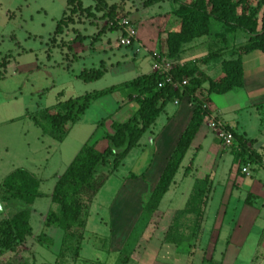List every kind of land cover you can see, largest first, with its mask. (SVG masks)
I'll return each instance as SVG.
<instances>
[{
  "label": "rangeland",
  "instance_id": "rangeland-1",
  "mask_svg": "<svg viewBox=\"0 0 264 264\" xmlns=\"http://www.w3.org/2000/svg\"><path fill=\"white\" fill-rule=\"evenodd\" d=\"M97 1L81 0L82 7H92L91 15L85 12L77 14V21L64 28L60 35L55 36V41L50 42L55 21L63 10L59 0H0V61L4 57L7 60L6 64L0 65V179L15 168L25 169L38 180V191L41 193L29 206L31 234L22 243L13 244L12 249L0 247V264H61L56 262L58 258L55 255L60 231L55 228L47 230L48 234L53 235L48 247L37 240V235L45 229L42 219L46 210L56 208L48 198L55 175L63 171L78 144L87 137L95 140L101 134L110 132V123L125 120L131 114V105L126 102L117 106L121 102V91L103 95L92 101L77 121V125L85 128H73L63 142L42 134L31 116L67 98L131 80L147 72L153 61L151 52L160 51L158 53L161 55L164 50L163 44L158 42L157 31L175 29V26L167 27L169 12L177 6V2L188 0H160L147 6H142L140 0ZM102 2L106 5L104 8L114 4L118 15L127 16L134 23L139 45H119L116 41L118 29H103L97 35L105 20L98 10ZM220 31V23L211 19L209 33L195 38L198 42L181 50V53L191 51L185 56L180 54L178 60H195L200 66L213 62H200V58L222 47L228 50L217 55L214 60L229 58L230 48L242 44L246 33L240 29L222 34ZM77 36L80 38L72 41ZM91 68H102V75L87 82L77 76L81 69ZM207 74L216 77L219 67L213 66ZM223 97L216 94L217 100H210L213 111L223 101ZM175 109L176 106L167 101L149 127L153 137L159 138L155 155L151 157L156 168L169 156L190 117V110L185 109L178 117L171 119L170 115ZM221 116L235 125L238 132H243L244 138L247 137L251 142L252 151L260 157V161L247 164L246 173L249 177L246 179L253 184L250 190L261 197L259 192L263 191L261 180L264 176V121L261 119L264 118V107L260 111L241 109ZM199 133H205V141L201 142L197 137L188 147L169 188L163 194L157 210L147 218L148 221H139V218L157 175L147 182L126 176H138L142 172L150 149L145 144L128 151L121 163L108 174L88 205L78 260L90 259L91 264H111L130 235L129 245L133 248L126 264H137L139 255H146L148 260H153L150 264H212V244L217 226L222 227L220 235L226 232L223 228L233 226L236 216V211L232 209L233 203L236 198H242L249 187L244 186L242 177L235 174V164L231 163L228 149L212 147L211 134L203 123L200 124ZM102 144L107 145L105 138L96 140L94 146L98 149ZM188 162L190 167L182 175L183 166ZM101 169L96 175L108 173L110 165H102ZM206 175L210 188L197 234L188 254H174L171 245H161L159 241L167 225L172 222L174 211L183 206L192 181ZM0 205V221L20 208L14 202L3 200ZM249 246L247 242L237 264L247 258ZM67 259L63 260L65 264L70 262Z\"/></svg>",
  "mask_w": 264,
  "mask_h": 264
},
{
  "label": "trees",
  "instance_id": "trees-1",
  "mask_svg": "<svg viewBox=\"0 0 264 264\" xmlns=\"http://www.w3.org/2000/svg\"><path fill=\"white\" fill-rule=\"evenodd\" d=\"M156 1L160 0H140L142 6ZM105 6L102 2L98 9L101 12L100 16L105 20L97 35L103 29H118L115 18L124 16L116 13L114 4L104 8ZM91 8L90 5L82 7L81 0H66L60 18L55 21L50 42H54L55 36L60 35L64 28L77 21V14L85 12L87 15H91ZM211 19L220 23V34L237 29L246 33V39L242 44L233 45L230 48L229 58H220V73L216 77L211 78L205 75L198 69L195 60H188L170 71L172 78L178 82L182 77L187 78L186 83L180 87L172 88L169 84L163 83L160 73L151 71L148 74L137 75L131 80L122 81L74 98H67L52 108L44 109L38 115L31 116L33 123L39 126L42 134L60 142L69 128L79 120L85 109L96 98L118 90L128 89L130 91L128 98L136 104V109L128 119L123 122L112 121L110 123L111 133L103 134L107 145L102 151L99 152L92 144L84 142L54 181L48 197L50 202L56 205V208L46 210L42 226L60 231L59 244L55 253L58 258L56 262L65 264L63 260L68 261L67 258H69L68 264H91L90 259L78 260L84 239L88 205L108 174L112 173L121 163L131 148L137 146L139 138L149 132L150 125L167 101L185 96L191 104V113L154 186L146 196L139 221H148L147 218L157 210L159 202L169 188L196 131L205 117L212 113V104L208 95L210 93L221 94L242 87L241 56L253 50L264 52V0H188L187 2H177V6L169 12L166 20L167 27L175 26V29L165 32L157 31L158 42H161L164 47L161 54L168 59L178 60L184 44L209 33ZM162 34H164L163 37H161ZM78 38L80 37H74L72 41ZM225 50L228 49L222 47L211 50L199 61L215 59ZM6 61V57H4L0 61V65L6 64ZM102 73V68H91L80 71L77 76L87 82L96 80ZM263 107L264 105H257L256 108L260 111ZM261 120L264 121V118ZM225 128L233 138L231 153L234 163L237 165L235 169L237 173H240L243 165L252 161H260V157L254 151L248 150L246 146L250 140L227 125ZM102 165H110L109 172L96 175L97 169ZM209 188L208 175L194 179L183 206L174 211L172 222L167 225L162 235L161 241L170 244L177 255L189 253L192 240L199 228ZM0 191L2 192L0 202L1 200L7 201V203L14 202L20 207L7 219L0 221V247L12 249L13 244L22 243L31 234L29 206L36 197L41 196V193L38 191V180L22 168L13 169L0 179ZM37 240L46 247L52 242V239L47 237L44 232L37 235ZM125 241L117 252L118 257L111 264H126V261H129V255L133 248L132 245H129L130 235ZM211 263L218 264L216 261H212V258ZM98 264H103V262Z\"/></svg>",
  "mask_w": 264,
  "mask_h": 264
},
{
  "label": "crops",
  "instance_id": "crops-1",
  "mask_svg": "<svg viewBox=\"0 0 264 264\" xmlns=\"http://www.w3.org/2000/svg\"><path fill=\"white\" fill-rule=\"evenodd\" d=\"M65 1L66 0H59V3L63 4V8L65 6ZM196 40L197 39L192 40V41L184 44L182 46V50L190 48V46H192V44H194L195 42H198ZM189 51H191V50L184 51L183 53H180V54L185 56V55H187V53H189ZM180 54H179V56H181ZM188 58H190V57H185L184 59H188ZM222 59H224V58H222ZM210 60H212L213 62H209L206 64L204 63L203 65H200V66L197 65L198 69L200 71H202L205 75L209 76L207 74V72L209 70H211L213 68V66H214V68L216 66H218L219 67V73H220V66H219L220 59L217 61H215L214 59H210ZM181 61H183V60H181ZM149 62H151V61H149ZM241 66H242V74H243L242 87L236 91L230 90V91H227L225 93H221L220 95L224 96L223 101L221 103H219L217 106H215V111L212 110L211 114H214L215 116L220 118L225 123V125L233 128L237 133L244 135L243 132L240 133L236 130L235 125L230 124L229 122H227V120L223 119V117L221 115L226 114V113H233V112H236V111L241 110V109L257 110V108H256L257 105H264V52H261L259 50H253L251 52L243 54L241 56ZM82 70H84V69H81L80 71H82ZM151 71H152L151 66H149V70L145 73H142V74H148ZM139 75H141V74H139ZM211 78H214V77H211ZM118 91H121L122 97H119L121 102H120V104L117 103V106L119 107L121 104L128 102L131 105V114H132L134 112V110L136 109V104L132 99L128 98V94L130 93V91L128 89L118 90ZM118 91H115V93ZM101 97H98L95 100H97ZM208 97L210 100L211 99H213V101L217 100L216 99V93H210L208 95ZM171 102L173 105L176 106V109L170 115L171 119L178 117V115L181 114L185 109H189L190 113H191L192 107H191V104L189 103L187 97L182 96L180 99H177V102H174V100H172ZM131 114L129 116H127L126 119H128L131 116ZM125 120H123V121H125ZM123 121H116V122H123ZM202 123L204 124L205 128L211 134V141L213 142L212 147L213 148L215 147V149H217V148L223 149L221 147V145L219 144V141L213 136L211 131L207 128V126L205 124V120H203ZM77 124H78V122L74 123L69 128L67 134L65 135V137L60 142H63L64 140H66V138L68 137V135L70 134V132L73 128H76L77 130H81V129L85 128V127H83V125H77ZM76 125H77V127H75ZM199 129H200V126H199L198 130L196 131L193 139L191 140L190 145L193 142H195V139L197 137L201 139V142L205 141V133H199ZM108 133H111V129H110V132H108ZM99 138L102 139L103 134H101V136H98L95 140H90V137L85 138L86 139L85 141L83 140L80 144H78L74 148V151L71 153L69 161L72 159L74 154L77 152V150L80 148V146L84 142H87L88 144H92L93 147L97 151H99V152L102 151L106 147V144H102V146L99 147L98 149L94 146L95 141L96 140L98 141ZM158 143H159V138L158 137L154 138L150 129H149V132L144 133V135H142L139 138V140L137 141V146H135V147L136 148H139L141 146L143 147L145 144L147 146H149V149H150L149 158H147V160H146L147 163L145 164L144 168L142 169V172L138 176L129 174L126 177L139 178V179H141L140 180L141 182H144V181L147 182V181L152 180V176H154V175H157L156 177L158 178V175H159V173H160V171H161V169H162V167L166 161V160H164L163 164H159V166H157V168L154 167V162L151 161V157H153V155H155V149H156V146ZM246 146H247L248 150L252 151V147H251L250 142H247ZM135 147H134V149H135ZM226 148L228 149V153L231 156V163H234V161L232 159L233 155L231 153V146L226 147ZM138 155H139V153H138ZM69 161L67 162V164L69 163ZM67 164H66V166H67ZM101 167L102 166H99V168L97 170L102 171ZM183 167H184V170L182 172V175H185L187 173L189 167H190V163L188 162ZM243 168L246 171L247 170V164L243 165ZM235 169H236V164H235ZM245 171H243L242 169H241L240 173H237L235 171V174H238L242 177V179H243L242 184L244 186L249 187V188H248V190H246V192L244 193L242 198H236L234 203H233L232 209H233V211H236V213H235L236 216L234 219L235 221L233 223V226L232 227H226V229L223 228V230H226V232H224V235L223 234L220 235V231H221L222 227L220 225H218L217 231H216L214 238H213V244H212L213 251L211 253V258L213 256H215V258H217V259L214 258V261H216L218 264H237V262L240 258L241 252H243L244 246L247 242L250 243L249 254L244 261H241L240 264H253V263L254 264L255 263L256 264H264V185H263L264 176L261 180V182H262L261 186L263 188V191L259 192L261 194V197H262L261 198L255 194L256 192H253L252 190H250V188L252 187L253 184H252V182L250 183V181L248 179H246V177H249V174H247ZM59 174L55 175L54 181L56 180V178L58 177ZM54 181H53V183H54ZM52 186H53V184H52ZM245 198L247 199L246 201L244 200ZM48 229L50 230V228H45L44 230L42 229L41 232H45V234H47V236L53 240V238H52L53 235L51 233H49V234L47 233ZM220 237H221V239H220L221 242L218 243V240ZM59 239H60V233H59ZM160 242H161V245L164 244L161 241V239H160L159 243ZM80 251H79V253H80ZM149 260H150V262H149ZM149 260H148V258H146V255H144V256L139 255V257L137 258V264H150L153 261V260L151 261V259H149ZM163 264H165V263H163Z\"/></svg>",
  "mask_w": 264,
  "mask_h": 264
},
{
  "label": "built area",
  "instance_id": "built-area-1",
  "mask_svg": "<svg viewBox=\"0 0 264 264\" xmlns=\"http://www.w3.org/2000/svg\"><path fill=\"white\" fill-rule=\"evenodd\" d=\"M115 22L119 30V35L116 38V41L119 45L127 46L134 43L139 45L138 41L136 40V27L127 16H119L118 18H115ZM159 54L160 53L155 51L151 52V58L153 60L151 70L160 73L163 78V83L169 84L172 88H177L184 85L187 81L186 77H182L178 82L174 80L170 74V71L177 65L181 66L183 61L171 60L166 58L163 54ZM174 102H177V99H174ZM204 120L207 128L219 141V144L222 148L231 146L233 142L232 135L225 128V123L220 118L214 114H209ZM241 169L245 171L243 167Z\"/></svg>",
  "mask_w": 264,
  "mask_h": 264
},
{
  "label": "water",
  "instance_id": "water-1",
  "mask_svg": "<svg viewBox=\"0 0 264 264\" xmlns=\"http://www.w3.org/2000/svg\"><path fill=\"white\" fill-rule=\"evenodd\" d=\"M0 212H1V206H0Z\"/></svg>",
  "mask_w": 264,
  "mask_h": 264
}]
</instances>
